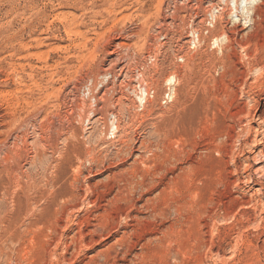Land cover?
I'll use <instances>...</instances> for the list:
<instances>
[{
    "label": "rangeland",
    "instance_id": "rangeland-1",
    "mask_svg": "<svg viewBox=\"0 0 264 264\" xmlns=\"http://www.w3.org/2000/svg\"><path fill=\"white\" fill-rule=\"evenodd\" d=\"M238 3L0 0V264H264V0Z\"/></svg>",
    "mask_w": 264,
    "mask_h": 264
},
{
    "label": "bare ground",
    "instance_id": "bare-ground-1",
    "mask_svg": "<svg viewBox=\"0 0 264 264\" xmlns=\"http://www.w3.org/2000/svg\"><path fill=\"white\" fill-rule=\"evenodd\" d=\"M175 1V0H174ZM250 1V3H253L254 1H256V0H249ZM234 2V5H235V8H237L238 7V4L241 2V1H239V3H238V0H232V3ZM256 4V3H255ZM255 4H253V5H255ZM214 6V5H213ZM218 6V5H217ZM257 6V5H256ZM248 7V6H247ZM253 7V6H252ZM232 8V7H231ZM255 8V7H254ZM204 9L205 8H202L201 9V14H200V16L203 14V11H204ZM209 9V8H208ZM222 9H223V6H222ZM248 9V8H247ZM251 9H253V8H251ZM217 11H219V10H217ZM250 11V10H249ZM248 11V12H249ZM213 12V11H212ZM208 13V15L206 16V19H205V22H207V24L209 23L210 24V26H213V27H215L214 26V24L216 25V23H214V21L216 20V18H214L215 17V14H214V12H215V10H214V12L213 13ZM237 12V11H236ZM247 12V13H248ZM253 12V11H252ZM251 12V13H252ZM255 12V11H254ZM259 13V12H258ZM248 15V14H247ZM203 16V15H202ZM201 16V17H202ZM249 16V15H248ZM220 18V17H219ZM242 18V17H241ZM215 19V20H214ZM221 19V18H220ZM240 19V18H239ZM213 20V21H212ZM200 22V21H199ZM213 22V23H212ZM253 22V21H252ZM223 23V22H222ZM208 24V25H209ZM252 24V23H251ZM208 25H205L204 26V28L203 29H206L207 30V32L209 31V32H211V30H212V28L211 27H209ZM217 26V25H216ZM222 26H223V29H225L226 28V24L225 23H223L222 24ZM202 27V26H201ZM203 29L201 30H198V29H196L195 27H192V29H190L189 30V34H190V36H189V38L191 39V40H195V39H197V42L198 43H200V42H202V40L204 39V36H202V33H203ZM181 30V29H180ZM205 30V31H206ZM213 31V30H212ZM208 32V33H209ZM224 32V31H223ZM225 32H226V30H225ZM206 33V32H205ZM204 33V34H205ZM224 34V33H223ZM227 35V34H226ZM155 36V35H154ZM209 36V35H208ZM212 36V35H211ZM216 36V35H215ZM225 36V35H224ZM228 36V35H227ZM226 37V36H225ZM225 37H223V38H225ZM213 38V37H212ZM216 39H215V41L216 42H218V45H219V41H218V39H220L221 37H215ZM222 38V39H223ZM227 38H229V37H227ZM235 39V38H234ZM214 40V39H213ZM212 40V41H213ZM224 40V39H223ZM226 40V39H225ZM228 40V39H227ZM230 40V39H229ZM228 40V41H229ZM214 41V42H215ZM250 44V43H249ZM197 45V44H196ZM220 47H221V45H219ZM247 46V45H246ZM249 46V45H248ZM151 47V46H150ZM258 53V52H257ZM256 54V53H255ZM262 56V55H261ZM256 58V57H255ZM259 58V57H258ZM263 58H264V56H263ZM263 60V59H262ZM255 63V62H254ZM258 65V64H257ZM256 66V65H255ZM262 67L264 66L263 64L261 65ZM260 66V68H262ZM142 68V67H141ZM252 68V67H251ZM249 69V68H248ZM255 69V68H254ZM264 69V68H263ZM112 70V69H111ZM117 70V69H116ZM141 71V70H140ZM255 71V70H254ZM109 72V71H108ZM138 73V72H137ZM108 74V73H107ZM264 74V73H263ZM104 75H106V74H104ZM103 74L101 75V76H104ZM139 75V74H138ZM142 75V74H141ZM178 75V74H177ZM106 77V76H105ZM108 77V76H107ZM153 78V77H152ZM177 76L176 75H172V77H170L169 76V79L167 80V81H169L170 83H168L167 84V88H166V90H165V92L164 93H167L168 95H167V97H168V99L170 100V102H173L174 101V98H175V96H176V86L178 85V80H177ZM91 81V80H90ZM99 81V80H98ZM112 81V80H111ZM166 81V82H167ZM263 81V80H262ZM86 82V81H85ZM92 82V81H91ZM152 82V81H151ZM159 82V81H158ZM140 92L138 93V95H139V100H140V106L142 107L141 108V111L142 110H144L145 108H146V106H147V104L150 102V101H152L153 99L152 98H154L155 97V95H156V90L154 89V88H152V87H149V86H147V85H145L143 82H142V80L140 81ZM147 84V83H146ZM153 84V83H152ZM263 84V83H262ZM104 85V84H103ZM108 86V85H107ZM123 86V85H122ZM129 86V85H128ZM138 86V85H137ZM264 86V85H263ZM99 87H101V86H99ZM99 87H97L94 91H93V88H91V87H89V86H87V96H88V98L89 99H91V101H94L95 103H97L98 102V96L95 94L96 92L95 91H99V90H101V88H99ZM133 87V86H132ZM261 89V88H260ZM82 90H84V89H82ZM107 90H108V88H107ZM132 90H135V88L134 89H132ZM137 91V90H136ZM86 92V91H85ZM131 92V91H130ZM136 93V92H135ZM103 95V94H102ZM136 95V94H135ZM166 95V94H165ZM55 98V97H54ZM71 99V98H70ZM122 108V107H121ZM146 111V110H145ZM125 112V111H124ZM112 114L110 115L111 116V120L109 121V123L112 125L113 124V130H112V132L111 133H113V134H115V132H116V130L119 128L118 126H119V124H117L118 123V119H117V115H116V113H114V111L113 112H111ZM143 113V112H142ZM141 113V114H142ZM25 117V116H24ZM121 117V116H120ZM141 117V116H140ZM235 117V116H234ZM49 119V118H48ZM85 119V118H84ZM36 121V120H35ZM86 123V122H85ZM16 124V123H15ZM30 125H32V124H30ZM109 128H110V126H109ZM51 130V129H50ZM29 131V130H28ZM110 133V134H111ZM226 138V137H225ZM239 139V138H238ZM212 141V140H211ZM260 142V141H259ZM59 143V142H58ZM247 144V143H246ZM233 145V144H232ZM15 148V147H14ZM21 149V148H20ZM227 149V148H226ZM12 150V149H11ZM261 150V149H260ZM88 152V151H87ZM263 152V151H262ZM7 153V152H6ZM192 153V152H191ZM261 153V152H260ZM1 154V153H0ZM2 156V155H1ZM30 157V156H29ZM28 162V161H27ZM3 163V162H2ZM26 163V162H25ZM104 164V163H103ZM245 172V171H244ZM262 174V173H261ZM251 181V180H250ZM245 182V181H244ZM81 184V183H80ZM20 187V186H19ZM18 188V187H17ZM86 188V187H85ZM8 191H10L11 193H12V195H14V191H11V190H9L8 189ZM143 192V191H142ZM27 200H29V196H27V197H25ZM264 204V203H263ZM72 205V204H71ZM263 208V207H262ZM37 210V209H36ZM264 211V210H263ZM5 213V212H4ZM102 215V214H101ZM156 217V216H155ZM85 237V236H84ZM126 238V237H125ZM126 244V243H125ZM87 248V247H86ZM167 249V248H166ZM69 261V260H68Z\"/></svg>",
    "mask_w": 264,
    "mask_h": 264
}]
</instances>
